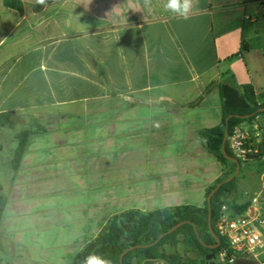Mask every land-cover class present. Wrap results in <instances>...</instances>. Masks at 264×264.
Returning <instances> with one entry per match:
<instances>
[{
	"label": "crops",
	"instance_id": "obj_1",
	"mask_svg": "<svg viewBox=\"0 0 264 264\" xmlns=\"http://www.w3.org/2000/svg\"><path fill=\"white\" fill-rule=\"evenodd\" d=\"M19 1L21 12L0 0V113L24 118L31 135L16 173L0 176V221L24 211L10 189L24 198L56 182L50 194L66 205L43 207L42 232L63 227L67 237L42 243L48 264H72L123 210L202 207L221 166L199 130L221 120L220 86L250 84L264 101L246 58H264V0H193L188 19L165 11L166 0ZM47 165L53 178L37 175Z\"/></svg>",
	"mask_w": 264,
	"mask_h": 264
},
{
	"label": "trees",
	"instance_id": "obj_2",
	"mask_svg": "<svg viewBox=\"0 0 264 264\" xmlns=\"http://www.w3.org/2000/svg\"><path fill=\"white\" fill-rule=\"evenodd\" d=\"M39 4V3H38ZM3 5L18 12L22 11L19 0H3ZM242 48L243 45H242ZM240 96L247 103L246 109L228 108L222 104L220 122L213 127L199 130V139L202 146L212 154L221 166V175L205 190V202L202 207L194 205L168 206L144 212L139 209H126L112 215L97 235L85 243L74 255L72 264H82L84 258L90 253H99L112 260L113 264H141L143 260L160 259L168 264H189V259H183L179 253L168 251L166 246L174 247L179 241L195 250L202 261L207 253L217 256L223 239L218 235L216 222L220 214V206L226 204L236 213L244 212L249 204L251 195L240 193L238 188V175L233 176L236 169L235 162L226 155L234 157L240 164L239 172L247 164L245 158L236 157L230 150L228 142L225 143V154L222 152V142L227 128L230 134L233 127L251 119L264 108V101L258 102L257 95L250 84L231 83ZM197 104V102L192 105ZM13 111L0 113V124H5ZM248 115V118L242 116ZM31 131L23 129L17 133L9 165L15 174L23 153L27 149ZM251 160V159H249ZM216 190L211 194V192ZM210 197L207 201V197ZM7 198L0 194V219ZM208 204L211 216V225L215 234L220 239V245L211 249L208 246L215 244L207 223ZM182 222L174 231L157 240L164 232L177 223ZM156 241V242H155ZM155 242V243H154Z\"/></svg>",
	"mask_w": 264,
	"mask_h": 264
},
{
	"label": "rangeland",
	"instance_id": "obj_3",
	"mask_svg": "<svg viewBox=\"0 0 264 264\" xmlns=\"http://www.w3.org/2000/svg\"><path fill=\"white\" fill-rule=\"evenodd\" d=\"M244 53V51L239 52L243 58ZM246 58L249 73L256 74L259 77L260 86L264 87V58H258L253 52ZM230 60L234 62L233 66L236 72L245 77L246 70L243 60L237 57L236 53L230 57ZM242 124L244 123L242 122ZM25 126L26 120L13 114L9 116L5 124H0V176L6 175L7 172L13 173L9 162L16 145L17 133L26 129ZM41 170L37 174L38 176L53 178L54 173L48 165L43 166ZM237 175L238 188L241 194L246 193V197L250 195L252 197L254 193L261 191V196H264V160L260 158L248 160ZM34 185L36 188L31 187V189L33 188L32 191L26 189L19 192L20 195H24V198L17 197L18 191L16 190L10 189L8 192L11 203L17 205L19 199L24 203V211L21 210L20 221L12 218L6 219L4 222L0 221V264H48L50 261L49 250L42 242L53 244L58 239H66L67 237L63 227H52L42 232L48 225V222L42 220L43 207L49 208L53 203V205L55 203L60 206L66 205L63 193L50 194V190H56L57 187L54 181L42 180ZM10 207V215H12L15 212L12 211L13 206ZM46 217L49 218L47 214ZM166 249L179 253L183 259H189V264H209L210 261H214L215 264H226L217 256L208 262L205 259L202 261V257L182 241H179L174 247L166 246ZM245 262L246 264H260L258 261L248 258H239L233 264H245Z\"/></svg>",
	"mask_w": 264,
	"mask_h": 264
},
{
	"label": "built area",
	"instance_id": "obj_4",
	"mask_svg": "<svg viewBox=\"0 0 264 264\" xmlns=\"http://www.w3.org/2000/svg\"><path fill=\"white\" fill-rule=\"evenodd\" d=\"M243 123L227 134L231 152L240 158L255 155L264 160V113ZM216 228L223 239L217 257L224 263L233 264L239 258H248L264 264L261 260L264 255V196L261 191L252 195L248 208L242 213L222 204Z\"/></svg>",
	"mask_w": 264,
	"mask_h": 264
},
{
	"label": "water",
	"instance_id": "obj_5",
	"mask_svg": "<svg viewBox=\"0 0 264 264\" xmlns=\"http://www.w3.org/2000/svg\"><path fill=\"white\" fill-rule=\"evenodd\" d=\"M220 90H221V96H222V103L225 107L228 108H236V109H246L247 108V103L245 102V100L240 96L239 91L233 87L230 86L228 84H222L220 86ZM260 112H264V108L259 110ZM244 118H248V115L246 116H242ZM226 139H227V128H225V132H224V136H223V142H222V152L225 154V143H226ZM262 150H264V148H262ZM226 157L228 159H230L231 161L235 162L236 164V169L235 172L233 173V175L231 177H229L226 181L230 180L233 176H236L239 172L240 169V164L238 162V160L234 157L228 156L226 155ZM257 156L253 155V156H247L245 157L246 160L249 159H256ZM216 190V188L211 192V194ZM209 196L207 197V201L209 200ZM207 223H208V228L209 231L212 235V237L215 240V244L208 246L211 249L217 248L220 245V239L219 237L215 234V232L212 229V225H211V216H210V211H209V204H208V215H207ZM182 224V222L177 223L176 225H174L173 227H171L168 231L162 233L158 238L160 239L161 237H163L164 235L171 233L172 231H174L178 226H180ZM156 242V241H155ZM154 242V243H155ZM214 254L213 253H207L204 256V259L208 262L210 260H212L214 258ZM209 264H215L214 261H210Z\"/></svg>",
	"mask_w": 264,
	"mask_h": 264
},
{
	"label": "clouds",
	"instance_id": "obj_6",
	"mask_svg": "<svg viewBox=\"0 0 264 264\" xmlns=\"http://www.w3.org/2000/svg\"><path fill=\"white\" fill-rule=\"evenodd\" d=\"M45 2L46 0H37L39 4H45ZM146 2L150 3V0H146ZM192 5L193 0H166L164 8L165 11L173 15L188 19ZM82 264H113V262L99 253H90L84 258Z\"/></svg>",
	"mask_w": 264,
	"mask_h": 264
}]
</instances>
